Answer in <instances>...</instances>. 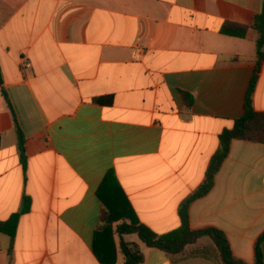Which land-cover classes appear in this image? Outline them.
I'll return each instance as SVG.
<instances>
[{"label":"crops","instance_id":"0c3cea01","mask_svg":"<svg viewBox=\"0 0 264 264\" xmlns=\"http://www.w3.org/2000/svg\"><path fill=\"white\" fill-rule=\"evenodd\" d=\"M262 1L0 0V222L30 201L15 235L0 233V264H100L93 240L102 187L120 191L152 232L180 226V202L243 112L256 59L250 26ZM227 22L248 26L245 36L222 34ZM104 96L111 105L93 102ZM252 104L264 112V62ZM189 221L221 230L235 258L255 262L264 144L231 142ZM113 239L114 264H124L121 241L140 252L139 264H220L194 254L214 248L209 237L176 254L137 233Z\"/></svg>","mask_w":264,"mask_h":264},{"label":"trees","instance_id":"16d2710c","mask_svg":"<svg viewBox=\"0 0 264 264\" xmlns=\"http://www.w3.org/2000/svg\"><path fill=\"white\" fill-rule=\"evenodd\" d=\"M250 28L257 33L255 40L256 59L244 96L243 112L233 121L231 128L224 129L219 134L218 147L206 166L203 182L180 202L177 210L180 226L175 230L158 235L139 222L120 191L112 190L111 195H105L102 187L98 192V196L102 202L104 213H102L101 225L95 231L93 240V252L100 264L115 263L116 250L113 236L115 234L120 236L124 233H137L139 239L146 245L156 247L168 254L180 253L186 246L194 245L200 238L209 237L214 248H196L194 249L196 256L213 259L220 264H247L232 255L227 239L221 230L214 227H205L198 230L191 229L189 208L192 202L205 196L213 188L215 176L226 159L233 140L264 144V112L256 111L252 104L258 74L264 62V0L260 11L254 15ZM247 29L248 26L227 22L223 25L221 33L227 36L243 38ZM2 94L7 100V96L3 91ZM181 95L186 99L189 97V94L183 91ZM93 102L100 105H111L112 97H97L93 99ZM190 103L191 101H188V104ZM7 104L12 111L8 100ZM14 122L17 126L15 118ZM17 131L20 161L25 169L24 137L18 127ZM110 177L107 176L106 180L109 181ZM29 208L30 201L24 199L21 210L18 213L13 214L6 221L0 222V233L13 237L16 233L19 217L26 213ZM114 223H116L115 228H113ZM263 245L264 232L254 244L255 262L253 264H264ZM119 246L120 252L124 257V264H139L142 261L140 252L130 248L128 244L121 241ZM107 258H110V260H106Z\"/></svg>","mask_w":264,"mask_h":264},{"label":"built area","instance_id":"2783aa9c","mask_svg":"<svg viewBox=\"0 0 264 264\" xmlns=\"http://www.w3.org/2000/svg\"><path fill=\"white\" fill-rule=\"evenodd\" d=\"M21 61H22V66H23L24 68H30V67H31L30 62H29L27 59H25V58H21Z\"/></svg>","mask_w":264,"mask_h":264}]
</instances>
